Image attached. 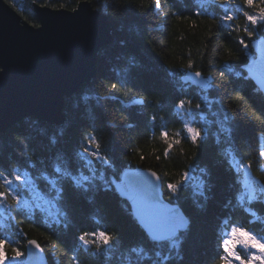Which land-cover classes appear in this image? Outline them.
Returning a JSON list of instances; mask_svg holds the SVG:
<instances>
[{
    "label": "trees",
    "instance_id": "trees-1",
    "mask_svg": "<svg viewBox=\"0 0 264 264\" xmlns=\"http://www.w3.org/2000/svg\"><path fill=\"white\" fill-rule=\"evenodd\" d=\"M5 1L34 26L39 24L35 3L75 10L88 1L108 17L113 31L99 51L95 77L65 100L62 125L25 117L0 133V193L6 191L15 204L4 181L17 170L49 177L58 161L76 170L84 163L81 151L95 142L99 156L93 163L105 166L107 177L127 167L156 172L166 200L179 204L189 222L175 252L148 238L110 184L94 187L95 181L77 184L63 177L55 195L63 218L16 212L15 230L25 237L18 242L4 238L5 251L26 253L27 241L35 239L48 264H223L217 231L223 219L231 222L236 216L232 207L239 184L210 123L230 124L227 142L264 182V172L257 169L264 147V97L238 72L249 54L241 41L250 43L251 25L236 20L226 30L190 0ZM185 70L209 76L211 86L183 84ZM178 106L198 116L193 123L198 141L188 133ZM203 115L205 124L199 121ZM188 173L202 181L204 194L195 191L194 182L184 183ZM45 185L39 186L44 196L56 193Z\"/></svg>",
    "mask_w": 264,
    "mask_h": 264
},
{
    "label": "water",
    "instance_id": "water-1",
    "mask_svg": "<svg viewBox=\"0 0 264 264\" xmlns=\"http://www.w3.org/2000/svg\"><path fill=\"white\" fill-rule=\"evenodd\" d=\"M33 11L38 26L24 21L12 6L0 0V132L25 117L62 125L65 100L95 77L99 51L112 39L108 17L88 1L79 3L75 10L35 3ZM246 68L264 84V51ZM182 81L206 88L210 78L185 70ZM109 180L153 242L173 239L187 229L186 216L179 204L166 200L156 172L125 168L118 176L110 175ZM24 263L48 264L40 244L37 248L27 242Z\"/></svg>",
    "mask_w": 264,
    "mask_h": 264
},
{
    "label": "rangeland",
    "instance_id": "rangeland-1",
    "mask_svg": "<svg viewBox=\"0 0 264 264\" xmlns=\"http://www.w3.org/2000/svg\"><path fill=\"white\" fill-rule=\"evenodd\" d=\"M97 147V143L95 142L87 143V146L79 154L81 162L82 160L84 162L82 163L83 166L77 167L76 170H70L69 168H67L65 163H61V161H58L55 166L52 165L53 171L51 172V176L49 177L42 174L40 178H36L30 175L29 172H27L28 179H31L32 181L31 185L26 184V181L23 177V173H25V171H23L22 169L17 170V174H15L12 179L5 181L2 179V181H4V183L6 184L10 195L14 199L15 204H11V200L9 198H6V201H0V203H3L0 204V239L5 238L9 241L18 242L23 240L22 238L25 237L22 230H15V226H18L16 221V212L18 211L27 210L33 215H40L39 213H41V216L44 215L45 217L52 219V221H56L59 217L61 219L63 218L62 215L64 216V213L62 214V212H59L61 208L59 207V204L57 202V196L55 197V195L59 193L57 182L58 180H60V178H70L74 183L77 184H85L88 181H95V183L93 184L94 187L110 184L108 177L106 176V174H104L103 169H105V166H101L99 168L95 165V163H93V156H99L98 152L96 151ZM262 154L264 156V148L262 149ZM43 180H46L47 182ZM185 182H194L195 185L200 189L203 187L202 181L194 180L192 173L186 174L184 183ZM40 184H46L45 186H47L48 189L55 190L56 193L52 195L53 197L49 195L44 196L42 194L41 188L39 187ZM53 186H55L56 188H54ZM171 194L175 199V192H172ZM18 196L22 201L27 200L30 207L23 208L21 205H19L17 203L19 199ZM177 239L179 243V237ZM168 244L176 245L177 242H169ZM6 255L8 258L4 261V264H25L24 260L26 253H24V255L21 256L17 261L12 260L14 254L10 255L6 252Z\"/></svg>",
    "mask_w": 264,
    "mask_h": 264
},
{
    "label": "snow or ice",
    "instance_id": "snow-or-ice-1",
    "mask_svg": "<svg viewBox=\"0 0 264 264\" xmlns=\"http://www.w3.org/2000/svg\"><path fill=\"white\" fill-rule=\"evenodd\" d=\"M244 4H246L248 7L258 8V15L246 14L248 22L251 26H253L251 30L249 29L247 31L246 35L249 37H253L255 35V26L261 22H264V0H244ZM60 7H63V5H60ZM227 19L231 20L232 17L229 16L227 17ZM192 23L195 24V21H192ZM241 43L244 44L245 48L248 47V45L243 41H241ZM237 99H240V97H237ZM183 103L184 102H181V104ZM189 132L195 136L196 129L190 128ZM195 139L198 141L199 137L195 136ZM23 177L27 185L32 184L31 179H28L27 172L23 173ZM177 187L178 186H174L172 188L173 192L176 191ZM7 195L8 194L6 191L0 194V201H6ZM18 198L19 199L17 203L19 205H21L23 208L30 207L27 200L22 201L19 196ZM28 243L39 248V244L36 240H29ZM7 244V240L0 239V264H4V261L8 258L5 251ZM238 246L250 248L254 251H251V253L242 256L241 253L237 251ZM12 251L14 253V256L12 257L13 261L19 260V258L24 255V253H22L18 248H12ZM233 261H238L239 264H264V240L258 239L255 234H253L246 228L234 229L233 234L226 245V251L223 256V264H233Z\"/></svg>",
    "mask_w": 264,
    "mask_h": 264
},
{
    "label": "bare ground",
    "instance_id": "bare-ground-1",
    "mask_svg": "<svg viewBox=\"0 0 264 264\" xmlns=\"http://www.w3.org/2000/svg\"><path fill=\"white\" fill-rule=\"evenodd\" d=\"M7 131V130H6ZM0 133H2V132H0ZM48 221H50V220H48ZM51 222V221H50ZM79 248H81L80 246H78Z\"/></svg>",
    "mask_w": 264,
    "mask_h": 264
},
{
    "label": "clouds",
    "instance_id": "clouds-1",
    "mask_svg": "<svg viewBox=\"0 0 264 264\" xmlns=\"http://www.w3.org/2000/svg\"><path fill=\"white\" fill-rule=\"evenodd\" d=\"M105 241L107 242V238H105Z\"/></svg>",
    "mask_w": 264,
    "mask_h": 264
}]
</instances>
